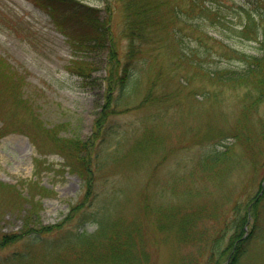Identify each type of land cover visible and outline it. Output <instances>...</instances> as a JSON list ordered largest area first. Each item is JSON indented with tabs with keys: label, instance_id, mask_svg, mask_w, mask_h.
<instances>
[{
	"label": "rangeland",
	"instance_id": "374dc122",
	"mask_svg": "<svg viewBox=\"0 0 264 264\" xmlns=\"http://www.w3.org/2000/svg\"><path fill=\"white\" fill-rule=\"evenodd\" d=\"M75 1L95 7L99 19H109L111 36L108 31L102 38L69 11L57 13L35 0H0V62L4 64L0 65V87H5V93L0 90V130L4 128L0 138V238L21 236L0 249V262L9 254L26 253L27 229V233L34 231L43 236L42 241L54 240L53 247L57 249L67 239L78 243L76 231L94 233L98 227L96 220L113 222L133 217L140 222L146 239L147 264H154L157 256L156 264H169L172 256L182 260L186 253L195 252L194 246L199 244L163 245L162 236L155 232L153 221L143 214V208L152 204L169 207L180 200V194L187 193L186 189H191L196 191L192 194L196 196L192 197L194 204L203 208L196 213L200 216L198 223L185 209L188 220L194 223L193 231L225 233L226 244L234 214L241 209L248 219L246 231L250 236L246 253L237 264H264V152L255 158L251 148V153L239 149L229 132L236 117L241 118V105L247 104L249 95L259 94L250 89L244 98V88L220 90L199 73L190 85H178V94L165 96L168 101L157 103L155 99L141 106L152 77L149 76L155 71L145 65L142 70L136 67L139 77L134 81V89L131 87L117 101L113 98L112 105L104 81L108 69L106 46L107 39L114 41L123 61L127 43L122 32L121 0ZM233 2L255 11L264 0ZM220 3L221 24L202 29L232 48L256 54L258 42L235 34L244 17L229 9L233 6L230 0ZM256 22L259 26L263 23L259 19ZM78 29L82 31L79 37ZM64 32L72 36L68 38ZM181 33V43L190 39L188 30ZM94 42L99 47L90 51ZM190 42L201 50L198 58L203 61L205 47L192 38ZM161 61L167 64L164 58ZM207 62H212V70L233 66L232 62L218 59ZM84 65L88 78L73 74L76 67ZM200 93L205 94V100L204 96H197ZM254 111L253 116L245 117L247 137H252L258 126L264 127V92ZM208 126L215 137L224 134L213 144L225 137V144H234L233 158L228 156L224 163L229 172L225 175L224 171V178L219 180L205 179L195 167L203 143L199 139L205 136ZM56 128L60 137L87 139L85 160H90L92 166L89 185L56 152L55 142L46 133ZM150 130L153 131L149 149L135 150L137 141ZM79 162L70 160L77 167ZM251 228L254 231L250 234ZM43 244L37 246V258L44 254ZM71 249L59 252L70 255Z\"/></svg>",
	"mask_w": 264,
	"mask_h": 264
},
{
	"label": "trees",
	"instance_id": "16d2710c",
	"mask_svg": "<svg viewBox=\"0 0 264 264\" xmlns=\"http://www.w3.org/2000/svg\"><path fill=\"white\" fill-rule=\"evenodd\" d=\"M35 1L47 5V9H53L57 13L69 11L77 18L85 21L87 25L89 24L102 38L108 31H110L111 36L109 19L105 21L99 19V16H97L99 11L95 7L92 8L75 0ZM230 1L233 6L229 9L244 17L243 23H239V25L242 24V27L235 30L236 37L258 42L256 54L245 53L232 48L228 44L212 38L202 29V26L217 27V25L221 24L219 22V19H221L219 14L222 12L220 0H121L124 13L122 32L127 46L122 58L123 61H121L113 45L114 41L110 42L107 39L108 69L105 72V89L107 94H111L112 105H114L115 101L113 98L115 99L116 97L117 101L120 97H125L131 87L134 89V81L139 77L137 75L138 72L136 73V67L142 70L145 65L152 66L155 71L149 76L152 77L149 79L150 82L147 85L146 93L139 103L141 106H147L148 103L155 101V99L158 103L160 100H165V96L178 94L180 92L178 85L183 87L190 85L199 73L207 82L220 87V90L224 88L229 90L244 88L245 91L247 90L244 98H246L248 91L251 89L258 93L259 96L253 95L254 97H252L249 95L247 104L241 105V118L238 120L239 117H236L229 132L233 143H236L239 149L243 148L245 152L251 153V148L253 150L252 153L256 155L255 158H258L259 154L264 152V127L260 128L258 126L252 137L249 135L247 137L248 119L245 117L248 114L253 116L254 109L264 92V2L259 4L255 11H252L243 5L237 6L232 0ZM250 4H253V2H250ZM257 19L263 22L260 26L256 22ZM186 30H188V34L191 37L181 43L179 34ZM81 32L80 29L77 30L78 37L82 35ZM64 34L68 38L72 36L71 33L64 32ZM191 38L205 47L206 52L203 53V61L198 58L201 50L199 51L198 47L190 42ZM204 38L210 39L218 45L208 44ZM91 45L90 51L99 47L97 42ZM162 58L167 61V64L161 61ZM212 59L232 62L233 66L214 67V70H212L210 64L212 62H207ZM0 65L3 67L4 64L0 62ZM75 69L73 71L75 75L83 78L89 77L85 74V65ZM4 88V85L0 87L3 93H5ZM192 93L194 94L195 92L193 91ZM200 94L197 96L202 98L204 96L203 100H205V94ZM250 98L251 101H249ZM97 125L99 124L97 123ZM58 128L60 129V127ZM58 128L53 132H46L52 141L55 142L56 152L63 157L69 169H74V172L79 174L82 180L89 185L91 175L89 166L90 168L92 166L89 163L91 162L90 160H85L86 148L89 146L87 139L79 140L80 138L77 136L70 138L60 137ZM3 131L4 128L0 130V138L4 135ZM152 131L143 133L136 143L135 150L149 149ZM204 133L205 136L199 139L203 143H200L201 146L198 149L199 157L195 167L200 171L197 173L201 174L205 179H223L226 173L229 172L228 166L224 168V163L228 156L232 155L231 158H233V153H235L234 144H225L226 137L221 139L222 142L219 140L217 144H213L212 141L214 139H219L224 134H219V137H215L211 133L209 126ZM250 157H252V154ZM72 159L75 161L80 160V166L72 165L70 163ZM224 171L225 175H223ZM183 179L179 178L180 181ZM186 192L185 195L180 194V200L174 201L169 207L162 208L152 204V206L148 205V207L143 208V214L148 215L152 219L155 232L162 236L163 242L161 243L163 245H170V242L173 244H199V246H194L195 252L186 253L182 260L172 256L169 264H222L226 260H228V264H237L246 253L249 243L250 235L246 231L248 224L246 215L241 209L235 212L229 228L227 243L224 244L225 233L208 234L205 230L196 232V229L193 231L194 223L188 220L185 209L190 214H193L192 218L198 223L200 216H196V213L202 212L203 208L194 204L196 200H193L192 197L196 196L192 194H195L196 191L186 189ZM181 209H183L184 213ZM183 214V218L180 219ZM252 215L254 216L253 213ZM95 223L96 225L98 224V227L94 233L88 234L85 230L76 231L74 234L79 239L78 243L76 240L67 239L57 249L53 247L54 240L42 241L43 236L36 235L34 231L33 233H27V229L25 230V237L28 239L26 253L9 254L1 260L0 264L148 263L149 252L146 239L142 236L141 225L137 217L129 220L124 218L117 219L113 222L107 220L99 222L96 220ZM252 228L250 234L254 231ZM19 238H21L20 234L3 235L0 238V249L11 245ZM188 239L192 241H188ZM41 242L44 243L41 246L44 254L37 258L36 255L39 253L36 252V249ZM68 247H72L73 253L61 255L59 251ZM156 259L154 264H156Z\"/></svg>",
	"mask_w": 264,
	"mask_h": 264
}]
</instances>
